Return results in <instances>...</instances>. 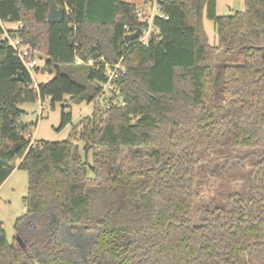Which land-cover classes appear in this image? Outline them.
Returning <instances> with one entry per match:
<instances>
[{
  "label": "trees",
  "instance_id": "16d2710c",
  "mask_svg": "<svg viewBox=\"0 0 264 264\" xmlns=\"http://www.w3.org/2000/svg\"><path fill=\"white\" fill-rule=\"evenodd\" d=\"M55 1L61 22L47 21V0H0V21L21 24L9 35L52 75L34 85L0 40V184L15 167L28 174L11 243L0 222V264H264V0L229 15L216 0H156L164 18L146 45L124 41L148 26L134 3ZM65 96L92 104L91 116L66 140L25 138L17 105ZM71 120L62 106L58 129ZM213 153L216 173L244 167V187L196 220Z\"/></svg>",
  "mask_w": 264,
  "mask_h": 264
},
{
  "label": "rangeland",
  "instance_id": "374dc122",
  "mask_svg": "<svg viewBox=\"0 0 264 264\" xmlns=\"http://www.w3.org/2000/svg\"><path fill=\"white\" fill-rule=\"evenodd\" d=\"M124 2L134 3L139 18H149L151 7L147 0H122ZM240 7L244 9V0H238ZM216 13L222 15L223 7L232 3V0H216ZM65 8V12H66ZM203 28L206 33L208 42L211 45L217 44L216 33L213 22L203 17ZM6 28H15L13 23H7ZM44 58L38 60V69L30 71L33 84L45 82L52 75L45 70ZM69 111L72 117L71 123L58 129L61 118V107ZM21 111L17 122L27 126L28 133L25 138L31 141H63L68 139L70 132L80 120L91 116L93 105L86 102L75 104L70 102L69 97L65 96L63 102L56 103L54 107L50 105L47 99L44 101L35 100L32 102H23L17 105ZM224 159L217 153L210 154L202 161L199 170V177L203 181L197 188L195 197V219L198 220L201 209L207 204L225 201L224 194L228 191L235 192L244 187L243 178L245 172L243 168L236 170L231 168L230 164L225 166L220 173H216L215 165H223ZM247 167V162H243ZM243 165V166H244ZM28 174L27 171L15 167L0 184V222L5 232V237L9 243L16 238L14 230L15 220L26 212V206L23 198L27 194Z\"/></svg>",
  "mask_w": 264,
  "mask_h": 264
},
{
  "label": "built area",
  "instance_id": "2783aa9c",
  "mask_svg": "<svg viewBox=\"0 0 264 264\" xmlns=\"http://www.w3.org/2000/svg\"><path fill=\"white\" fill-rule=\"evenodd\" d=\"M149 6L151 7V15L149 18H146L148 21V26L146 28H143L141 31L139 30V34L137 36L138 40L143 44H147V38L149 36V33L152 29L151 23L152 19L155 15L158 14V8L156 4V0H147ZM160 17L164 18L163 15H160ZM17 26H21L20 23H17ZM127 30V28H125ZM8 28L4 26V23L0 21V40H5L7 44L11 47L13 50L14 55L18 58V60L21 62L22 66L28 71H34V69L38 65V60L40 59L38 53L30 48L28 44H24L21 42L19 38L12 37L8 33ZM79 63V61H78ZM89 65L92 64V61L89 60L87 62ZM106 65V64H105ZM107 66V65H106ZM119 68V63L115 64L113 68L107 66V71L105 73L107 78V83L103 85V88H107L110 81L113 79V77L116 75V70Z\"/></svg>",
  "mask_w": 264,
  "mask_h": 264
},
{
  "label": "water",
  "instance_id": "95a60500",
  "mask_svg": "<svg viewBox=\"0 0 264 264\" xmlns=\"http://www.w3.org/2000/svg\"><path fill=\"white\" fill-rule=\"evenodd\" d=\"M48 13L47 21L48 22H61L65 16V7L58 5L55 0H47ZM139 31L136 30L133 33L127 34L124 36V41L128 42L137 38ZM14 80H20V77H15ZM17 242L20 243L19 237H17Z\"/></svg>",
  "mask_w": 264,
  "mask_h": 264
},
{
  "label": "crops",
  "instance_id": "0c3cea01",
  "mask_svg": "<svg viewBox=\"0 0 264 264\" xmlns=\"http://www.w3.org/2000/svg\"><path fill=\"white\" fill-rule=\"evenodd\" d=\"M216 6H217V2H216ZM241 7H240V3L238 0H232V3L230 2V4H226L225 7H223V13L222 15H229L231 14L232 12L234 11H241ZM4 23V22H3ZM7 23H4V26L6 25ZM15 26H17L16 23H13ZM10 29V28H9ZM32 77V76H31ZM35 85V84H34Z\"/></svg>",
  "mask_w": 264,
  "mask_h": 264
}]
</instances>
